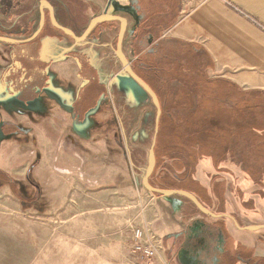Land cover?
Segmentation results:
<instances>
[{"label": "rangeland", "instance_id": "374dc122", "mask_svg": "<svg viewBox=\"0 0 264 264\" xmlns=\"http://www.w3.org/2000/svg\"><path fill=\"white\" fill-rule=\"evenodd\" d=\"M207 1L204 0L203 5H206ZM115 12L118 11L113 6L106 11ZM117 32L115 25L105 26L99 35L88 39L95 44L93 51L98 54L100 65L97 67L104 74L103 81L113 84L118 93V102L115 101L113 105L110 100L105 102L98 124L94 123L87 131L88 138H81L78 132L72 130L71 112L62 107L55 108V117L49 115L46 110L41 112L38 123L31 117L29 109H26V118L23 120H19L16 113L3 112L1 115L0 124L19 120L18 127L22 130L10 139L5 137L0 142V161L3 167L21 184L19 190L26 198H32L36 194V189L26 181L27 176L33 178L35 175V170L31 171L29 165L35 162L38 167L43 168L41 175L46 183L40 199L35 203L21 202L16 197L17 191L7 183H2L0 264L178 263L174 244L176 234L163 236V197L149 191L142 182L143 170L149 163L147 155L136 156L135 167L132 169L119 137L115 120L117 114L118 119L120 116L121 119L129 121L124 125L126 128L129 126V142L135 149H138L141 141L134 138L140 136L142 130L150 127V137H153L156 114L154 108L150 110L141 95L128 84L127 73L109 45ZM66 43L70 44L69 41ZM130 43L128 34L123 44L126 53L129 52ZM75 44L78 51H88L85 42ZM43 51L42 49V53ZM64 63L67 66V77L65 79L63 75L60 80L67 81V84H73L74 87L81 84V80L76 77L77 70L71 67L69 59L60 58L54 62L59 68H63ZM187 64L186 59L180 62L178 71L171 72V79L190 83L180 79V73L185 75L192 71V68L186 69ZM208 73L211 74L212 71L208 70ZM180 86L175 89L177 93L183 90ZM173 113L178 119L185 117L182 108L175 109ZM53 123L56 125L55 129ZM32 124H38V129L26 131ZM70 134H73L75 143ZM34 135L38 138L41 160H37L23 149L31 146ZM161 143L160 140L159 147ZM206 145L205 142L204 147ZM79 150L82 151L81 156ZM211 154L213 153L209 150L205 152V156L198 158L196 168L191 173L190 188L208 206L211 205L214 211L243 216L242 224L264 221V208H257L255 202L257 210L254 207H243L244 210L236 208L240 191L254 193L257 189L258 185L252 182L254 179H250L254 178V175H248L246 178L243 167L229 154L225 159ZM161 158L164 161H159ZM157 160L159 163L157 162L150 182L162 188L160 177L163 169H167V163L172 164L174 161L168 156L162 157V154ZM34 177L36 178V175ZM226 195L230 197L227 202L221 200L220 203H213V196ZM178 196L182 197L194 216L204 214L186 196ZM190 216L186 218V225L192 220ZM137 228H142L149 237H153L158 247L155 255L147 257L143 254L144 241L134 237V230Z\"/></svg>", "mask_w": 264, "mask_h": 264}, {"label": "crops", "instance_id": "0c3cea01", "mask_svg": "<svg viewBox=\"0 0 264 264\" xmlns=\"http://www.w3.org/2000/svg\"><path fill=\"white\" fill-rule=\"evenodd\" d=\"M55 1L56 6L60 10V23L65 27H70V25L74 23V26L80 30L88 27L95 17L106 13L110 2V0ZM115 1L117 4L121 5L129 3V0ZM203 2L204 0H155L146 5L148 8L147 11H150L147 16L153 20V23L167 22L165 35L172 40L167 43V50L171 53L180 55L182 61L186 59L188 63V68L186 69L192 68V71H188L190 73L185 75L180 73V79L182 81L184 79L188 82L190 80H195L196 77L200 79V75H198L199 73L193 65L195 63L198 64V62L203 59V61H205L203 64L204 74L209 79H214V81L218 82L224 81L225 83L219 84L227 87H231L232 84H235L238 90L264 92V0H208L206 5H203ZM37 4L38 0H0V18L8 25L17 23L16 27L19 28L21 32H24L22 35L29 36L38 28L40 22ZM132 20H130L131 24L134 22ZM99 26L100 28H105L104 24ZM49 32L48 30L47 33L50 34ZM55 36H57V38L47 36L44 39L45 53L46 51L52 52L51 54L53 56H57L67 54V52L72 49L79 50L76 44L67 45L62 33L60 36ZM85 43L88 48V51H86L87 54L92 57L97 65H100L98 54H95L93 51L95 44L91 41H86ZM128 53H126L128 57L132 56L131 47ZM55 61L56 60L53 59L52 62H49L51 65L49 71L51 74L52 86L50 94L53 92L60 104H71L74 102L77 95L76 88L72 86L73 84L70 85L67 84V81L60 80L63 75L66 79L67 66H65L64 63V67L59 68L54 64ZM73 61L72 59L69 63L72 65L71 67L73 69L75 67L77 70V66ZM208 70L212 71V73L209 74ZM177 81V87L179 88L182 82L178 79ZM135 90L141 95L145 105L148 106L150 110L154 108L156 114V108L150 101L149 96L138 87H136ZM2 97L0 91V100ZM8 102L10 104H8L7 108L4 110L6 114L16 113L19 115V120L26 118L24 113H26L27 108L21 107V105L16 102L12 103L9 100ZM37 102L36 106L31 105L29 107L39 110L43 104ZM220 103V100L219 102L216 100L214 104L212 102L210 104L214 107L221 108ZM29 110L30 112L33 111L31 109ZM49 113L52 117H55L56 109L49 110ZM19 120L12 122L15 126H18ZM125 122L129 121L127 119H121L119 116V124L123 130L122 138L124 141L123 149L126 152L125 154L128 155V158L131 160L134 149L137 157L147 155L149 161L150 148L153 142V137H150L151 128H145L140 132V136L134 138L135 140L138 138L141 141L138 149H135L132 144H129V133H127L129 126L126 128L124 125ZM81 123L84 125V133L80 134L81 138H88L87 131L90 129L92 121L90 122L86 117ZM52 126L54 129L56 128L55 123H53ZM124 126L126 130H124ZM31 127L33 130L35 128L38 129V124H32ZM70 136L73 141H75L73 134H70ZM161 142V154L163 157V133L161 135ZM1 150L2 148H0V151ZM79 155H82L81 150L79 151ZM0 170L10 172L6 167H3L1 161ZM40 170L41 168L38 169V172H40ZM14 171L17 172V169L14 168ZM18 172H20L19 169ZM43 186L45 187V183L42 187ZM263 187L264 184L262 186H257V189L253 191L254 193H250L246 190L243 191L255 201L256 207L259 209L264 208V202L261 201L260 196V190L263 189ZM228 196L229 195L213 196V203H220L221 200L227 202L230 198ZM184 202L182 197L178 195L170 197L163 196V236H168L173 233L178 234L182 228L186 226L187 216L191 215L190 217L192 219L196 217ZM256 207H254L255 210H257ZM236 208L244 210L241 200L237 202ZM240 219H243V216L240 215ZM226 223L232 239V248L234 245L236 248L238 247L240 251L246 254L245 256H247L251 262L264 264V229L256 231L244 230L238 226H234L228 219ZM262 223H264V221H249L247 224L243 225H256ZM247 251L251 252L247 253Z\"/></svg>", "mask_w": 264, "mask_h": 264}, {"label": "flooded vegetation", "instance_id": "af4514ba", "mask_svg": "<svg viewBox=\"0 0 264 264\" xmlns=\"http://www.w3.org/2000/svg\"><path fill=\"white\" fill-rule=\"evenodd\" d=\"M41 1L42 0H38L37 4V10L40 14V22L34 33L41 25ZM47 1L50 2L54 8V19L59 24H61L59 20L60 10L56 6V1ZM136 1L137 2L134 5L137 8L131 5L130 2L123 6L120 4H112V6L116 11H118L115 12V14L122 13L129 18L128 29L123 39V44L124 40L129 34V38H131L130 47L132 56L128 57L126 55L122 44L123 51L132 70L145 82H147L158 95L163 114V98L167 96L166 91H168V93H172L171 90L176 89L178 84V81L175 78L171 79V72L173 70L178 71L180 62H182V60L180 55L177 53H171L167 50V43L172 41L165 35L167 22L163 21L153 23V20L147 16L150 11H147L148 8L146 5L155 0ZM132 6L136 10L134 14L131 11L133 8ZM110 7L111 6H108V8ZM43 9L46 15L45 24L36 38L28 42H8L0 40V91L3 96L0 100V117L3 114L5 108H7V105L10 104L8 100L12 103L16 102L20 104L23 108L31 109L33 111L36 110L35 112H30L33 114H31V117L35 119L34 121H36V123L40 122L37 121V119L39 118V115L45 110L50 115L49 110L51 111L55 108L59 109L62 107L71 112V116L73 117L72 130L81 134L84 133V125L81 122L85 120L86 117L90 122L92 121L91 127H93L94 123L98 124L99 122V116L102 112L101 110L104 108L105 102L110 100L112 105L115 101L118 102V93H116L117 91L115 89L116 87H114L113 84L103 81V72L98 69L97 64L94 62L92 57L87 54V52L84 53L72 49L69 50L67 54L59 55V57H57L58 55L53 56L51 54L52 52L46 51L45 53L44 42L42 43V40L47 36L57 38L55 35L60 36L62 33L65 40L69 41L70 46L74 45L75 43L86 42L91 38V36L93 37L99 35L102 31V28H100L99 25L104 24L106 27H112L115 25V27L118 28V32L112 37L109 45L116 53L117 60L124 68L123 63L117 55V44L122 22L121 20L103 22L97 25L85 40L79 41L75 36L54 24L48 3L45 2L43 4ZM127 11L131 15H126L128 14ZM130 17L133 18V24L130 23ZM16 24L17 23L8 25L0 18V36H7L13 39L22 40L27 39L34 34L33 33L29 36H23L22 34L24 32H21L20 29L16 27ZM48 27L52 29H47ZM70 27L69 28L77 36H81L87 28L85 27L83 30L77 29L74 26V23L73 25H70ZM48 30L52 35L47 33ZM42 49L44 50L43 53ZM60 58L69 59V61L72 59L74 60L73 62L77 66L76 77L81 80V84L75 87L77 95L74 102L71 104H60L58 98L55 97L53 92L50 94L52 91V86L51 74L49 71V67L51 65L49 62H52L53 59L57 60ZM126 73L127 77L133 80L137 87L149 96L150 101L155 106L152 97L145 91V89L133 78L131 74H129L127 71ZM169 80L170 84H168ZM175 93H177V91H175ZM36 102L43 104L39 110L29 107L31 105L36 106ZM115 120L117 121L119 128V137L122 138L123 130L119 124L118 114ZM32 130L33 128L30 127L26 131ZM124 130H126L125 126ZM21 131L22 130L18 126H15L12 121L2 122L0 124V142H2L5 137L10 139L13 135L21 133ZM34 136L35 137L32 139L31 146H28L27 148L25 147L23 149L30 152V154L37 160H41L40 153L38 152V138L36 135ZM121 140L124 142L123 138ZM135 162L136 153L133 149L132 159H129L132 169L135 167ZM29 166L31 171L35 170L36 175V178L34 177L35 175H33V178L27 176L26 179V181L31 183V186L36 189V194L32 198H26L22 194V192L19 190L21 184L16 181V178L10 172L0 170V187L2 183H7L11 188H13L14 191H17L16 197L23 203L37 202L43 193L44 186L42 187V185L46 183L45 178L42 179L41 175L43 168L38 167L35 162ZM40 168L41 170L38 172V169ZM160 178L163 183V174ZM186 198L194 203L188 197ZM198 198L206 207L210 208L216 214H223V216L214 217L207 215L196 206L204 214L193 217L191 222L182 228L181 232L175 236L174 244L176 257L178 260L177 264H182L181 258L188 264H256L255 262H251L249 258L245 256L246 254L243 251H240L238 247L236 248L234 245L232 248L231 246L232 239L229 234L226 221L228 219L233 223L234 226H237L236 221H238L241 226H244L241 222L240 216L226 211H214L211 205L208 206V204H206V202H204L201 197ZM181 252L182 255L180 256Z\"/></svg>", "mask_w": 264, "mask_h": 264}, {"label": "trees", "instance_id": "16d2710c", "mask_svg": "<svg viewBox=\"0 0 264 264\" xmlns=\"http://www.w3.org/2000/svg\"><path fill=\"white\" fill-rule=\"evenodd\" d=\"M204 62L202 59L193 65L200 79L196 77L190 83L182 82L181 92L175 93L176 90L172 89V93L166 91L167 96L163 98V114L155 152L157 159L160 158L159 142L163 133V157L168 156L174 163H167V169H163L162 188H181L195 194L189 186L192 182L191 173L196 168L198 158L205 156L209 150L213 153L211 155L221 159L228 154L234 157L232 159L243 167L246 178L254 175V178H250L254 179L252 182L262 186L264 92L238 90L235 84L231 87L221 85L219 83L225 82L206 77ZM215 99L221 101V108L210 104H214ZM180 108L184 110V119H178L173 113ZM205 142L207 145L204 147ZM180 183L185 186H180ZM239 196L244 208H253L255 201L249 195L240 191ZM260 196L264 201V187L260 190Z\"/></svg>", "mask_w": 264, "mask_h": 264}, {"label": "water", "instance_id": "95a60500", "mask_svg": "<svg viewBox=\"0 0 264 264\" xmlns=\"http://www.w3.org/2000/svg\"><path fill=\"white\" fill-rule=\"evenodd\" d=\"M48 3L49 4V8H50V12H51V17L52 20L54 21V24L67 31L68 33H70L71 35L75 36L77 40L79 41H83L85 40L89 34L94 30V28L106 21H112V20H121L122 25H121V29H120V33H119V38H118V44H117V55L120 58L121 62L124 65V69L133 76V78L145 89V91L152 97L153 102L156 106L157 109V115H156V129H155V133H154V137H153V142L150 148V155H149V164L148 167L146 168L145 174L143 176V184L145 186V188H147L149 191H151L152 193L155 194H159L161 196L164 197H170L173 195H183L188 197L189 199H191L194 204L201 210L203 211L205 214L207 215H211L214 217H220L223 216V214H216L215 212H213L210 208L206 207L201 200L192 192L185 190V189H181V188H159L155 185H153L152 183H150V178L151 176L154 174L156 166H157V157H156V152H155V147L157 144V137H158V133H159V123H160V119H161V115H162V107H161V103L159 101L158 95L156 94V92L152 89V87L145 82L141 77H139L131 68L129 61L127 60L125 53L123 51V39L125 37V34L127 32L128 29V23H129V18L125 15H121V14H115V13H104L102 15H99L98 17H95L90 24L88 25V27L86 28V30L84 31V33L81 36H77L69 27H65L61 24H59L55 19H54V8L52 6V4L50 2H48L47 0H42L41 1V5H40V11H41V25L39 27V29L29 38L27 39H22V40H17V39H13L7 36H0V40L2 41H8V42H28L33 40L34 38H36L39 33L41 32V30L43 29V26L45 24V19H46V15H45V11L43 9V4L44 3ZM129 2L131 3V5L135 6L134 4L137 2L136 0H129ZM112 4H117V2L115 0H110L109 5L108 6H112ZM121 5V4H120ZM123 6V5H122ZM132 6V7H133ZM136 7V6H135ZM137 8V7H136ZM134 14V12H136L135 8L133 7L131 10ZM128 12V11H127ZM126 15H131L129 12ZM127 85V83H126ZM130 86V85H129ZM133 88V87H132ZM236 225L244 230H251V231H256V230H260V229H264V223L262 224H256V225H244L241 226L239 224L238 221H236ZM178 234H176L177 236ZM182 255V252L180 253V256ZM181 263L182 264H188L186 262L183 261V259L181 258Z\"/></svg>", "mask_w": 264, "mask_h": 264}, {"label": "built area", "instance_id": "2783aa9c", "mask_svg": "<svg viewBox=\"0 0 264 264\" xmlns=\"http://www.w3.org/2000/svg\"><path fill=\"white\" fill-rule=\"evenodd\" d=\"M133 165V164H132ZM144 173L146 171V167L144 168ZM134 237L139 241H144L142 245L143 254L147 257L153 256L156 254L158 247L153 239V237H149L145 230L142 228H137L134 230Z\"/></svg>", "mask_w": 264, "mask_h": 264}, {"label": "bare ground", "instance_id": "6f19581e", "mask_svg": "<svg viewBox=\"0 0 264 264\" xmlns=\"http://www.w3.org/2000/svg\"><path fill=\"white\" fill-rule=\"evenodd\" d=\"M128 82H129L128 84H130L133 87L132 89H135L137 87V85L134 83L133 80L129 79Z\"/></svg>", "mask_w": 264, "mask_h": 264}]
</instances>
